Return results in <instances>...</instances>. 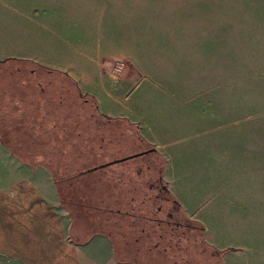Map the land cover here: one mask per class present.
Here are the masks:
<instances>
[{
    "label": "rangeland",
    "instance_id": "1",
    "mask_svg": "<svg viewBox=\"0 0 264 264\" xmlns=\"http://www.w3.org/2000/svg\"><path fill=\"white\" fill-rule=\"evenodd\" d=\"M13 1L16 7H20L17 4L19 0ZM27 1L29 10L31 4L30 0ZM147 2L148 6L144 5V10H141L142 5L134 10L143 19L134 21L136 26L124 28L130 32L125 35L131 37L132 42L140 48L153 46L156 47L155 51L167 44L169 52L175 51L185 43L181 52L178 51L182 61L180 68L175 70L171 62L164 60L170 65H160L158 71L171 78H153L156 88L148 83L150 80H145L137 90L138 103L130 102L129 106H132L134 117L137 115L139 119V128L136 125L130 127L124 121L103 128L112 135L113 140L110 144L108 141L105 143L107 150L101 159L74 175L81 164L80 159H71L70 164H65L59 173L54 168L55 175L62 181V205L70 210L77 233L81 230V224H85L90 231L88 237L94 233L111 237L116 243L120 261L132 264H225V254L238 253L239 249H216L209 243V235L201 221L192 220L195 226L202 224L203 230L182 229L172 234L168 229L170 226H162L152 233L150 240L141 239V226L137 224L138 219L131 216V206L143 204L141 201L148 193V186L144 179L146 171L142 168L154 156L148 154L88 171L110 161L146 152L153 145L140 142L144 137L160 140L166 144L159 150L165 158L158 152L154 158L158 156L165 161L158 160L154 167L164 168L165 162L166 170L170 166L169 175L164 173V179L171 194L179 195V187L198 191V196L194 195L198 201L195 205H199L196 206V211H199L197 217L206 220L210 228L212 222L217 233L227 235L224 238L241 237L244 234L242 200L250 199V188H264V0ZM142 12H145L144 15ZM14 14L0 0V57L4 53L11 54L13 47L26 48L32 52H36L34 50H37L38 45L46 47L52 38L46 39L37 29L33 30L29 21L27 25L25 20ZM147 25L148 28H145ZM178 30L181 32L178 33ZM16 73V68H0V106L10 101L11 111H7L11 114L23 112L14 111V104L24 108V102L33 96V85L36 83V76L32 79L24 71ZM39 78L40 84L46 80L47 84L43 88L47 91L49 83H56L58 88L69 87L62 78ZM141 80L138 75L132 84ZM147 88L149 93L146 92ZM41 95L38 98L42 105V97L46 94ZM54 105L53 100L50 107ZM90 109L92 115L95 108L91 105ZM41 113L50 116L48 110ZM48 118L51 120V117ZM12 120L16 132L5 133L9 139L11 135L21 136L25 138L24 141L37 143L41 147L43 141L39 140L40 135L27 131L34 125L18 124L20 117ZM228 125L234 126L235 132L234 144L231 135L229 138L230 156L227 159L223 158L226 147L222 144L227 139L224 134L226 131L222 130H226L224 126ZM38 128L43 130L51 127L49 124ZM17 151L23 156L27 155L26 149ZM70 174L73 176L71 180H64ZM133 196L136 199H132ZM215 200L214 214L211 206ZM146 203L148 207L151 206V202ZM182 210L189 218V213L184 208ZM159 218H167L166 213L159 214ZM151 227L150 222L148 228ZM138 239L145 242L141 243ZM254 261L264 264V255H257ZM234 264H243V260Z\"/></svg>",
    "mask_w": 264,
    "mask_h": 264
},
{
    "label": "crops",
    "instance_id": "2",
    "mask_svg": "<svg viewBox=\"0 0 264 264\" xmlns=\"http://www.w3.org/2000/svg\"><path fill=\"white\" fill-rule=\"evenodd\" d=\"M28 2L19 0L20 7H16L15 1L3 0L14 15L20 16L27 25L29 21L33 30L37 29L46 39H52L46 47L38 45L36 52L13 47L11 54L4 53L0 57V68H16V74L24 71L32 79L36 76L33 96L23 101L25 107L14 104V111L23 112L11 114L10 101L8 106L6 102L0 106V134L4 135H0V264H132L118 259L116 243L111 237L101 233L88 237L90 231L85 224H81L80 232L75 231L70 210L62 205V181L55 175L54 168L59 173L71 159H80L74 175L98 160L91 162V98L97 102L93 114L127 120L138 127L139 119L137 115L134 117L129 103H138L137 90L145 80H150L148 83L156 88L153 78H171L161 75L158 67L171 62L173 69H179L180 52L185 43L175 51L169 52L168 44L155 51L153 46L140 48L125 35L130 32L124 28L136 26L133 22L143 19L134 10L140 5L144 10L147 0H30L29 10ZM138 75L142 80L132 84ZM39 76L62 78L69 87L58 88L56 83H49L47 91L43 88L46 80L40 84ZM146 92L149 93L148 88ZM41 93L46 94L41 95L42 105L38 98ZM53 100L55 105L50 107ZM215 100L218 101L217 96ZM212 106L211 94V111ZM40 109L50 111L51 120ZM17 117L21 119L20 125H34L27 131L40 135L41 147L24 141L21 136L11 135L9 139L5 135L16 132L12 119ZM49 124L51 128H38ZM224 127L226 130L222 132L226 131L227 140L222 144L226 147L223 158L228 159L229 138L231 135L234 144L235 127ZM144 138L161 155L159 150L166 144ZM231 147L233 154V145ZM20 148L27 150L26 156L17 151ZM48 164L53 169L46 167ZM169 172L170 166L165 174ZM71 177L70 174L64 180H71ZM248 178L251 179V175L248 174ZM179 189L180 194H175L178 198L175 199L191 220L201 221L205 226L209 243L220 251L239 249L238 253L225 254V264H234L240 259L243 264H256V256L264 255V188L248 190L250 199L242 200L244 234L233 239L224 238L227 235L217 233L212 222L210 228L206 220L197 217L199 205H195L198 201L194 195L198 196V191ZM215 205L216 200L211 206L214 214Z\"/></svg>",
    "mask_w": 264,
    "mask_h": 264
},
{
    "label": "flooded vegetation",
    "instance_id": "3",
    "mask_svg": "<svg viewBox=\"0 0 264 264\" xmlns=\"http://www.w3.org/2000/svg\"><path fill=\"white\" fill-rule=\"evenodd\" d=\"M152 149L148 148L146 149V152H144L145 155H151L156 157V151H152ZM148 152V153H147ZM159 155V154H158ZM161 156V155H160ZM152 158L148 163H144L142 168L143 170L145 169L146 173H145V185L148 186V193L146 195H144L143 200L141 202H143V204L135 206L132 205L131 206V210H133V212L131 213V216L135 217L136 220L138 219L137 224L139 223V226H141V239H149L152 236V233H154L157 229H161L164 226H170V228L168 227L169 231L174 234L178 233V230H182V229H186L187 231L190 229H198L197 226L194 225V223L192 222L191 219H189L187 216H185V214L182 212V207L181 205L178 203V201L174 198V196L171 194V192L168 190V184L167 182L164 180V173H165V169H166V162H165V167L164 168H156L154 167V164L158 161V160H162L165 161L164 158H160L157 156V158ZM162 157V156H161ZM139 192H136L135 194H138ZM133 199H136V197L133 196ZM146 201L151 202V206L149 205L148 207V203H146ZM166 204V208H164ZM155 206H157L155 208ZM155 208V210H153ZM141 211L145 212L141 214ZM130 213V212H128ZM161 213H166L167 218H159V214ZM182 214V215H180ZM144 215L146 217H144ZM148 220L151 222V229L148 228V224L150 222H148ZM140 221V222H139ZM146 221V222H145ZM135 222V223H136ZM174 225V227L172 228L171 225ZM163 226V227H162ZM183 233H186L183 232ZM162 238V237H161ZM141 239H138V241H142ZM144 241H142L141 243H144Z\"/></svg>",
    "mask_w": 264,
    "mask_h": 264
},
{
    "label": "trees",
    "instance_id": "4",
    "mask_svg": "<svg viewBox=\"0 0 264 264\" xmlns=\"http://www.w3.org/2000/svg\"><path fill=\"white\" fill-rule=\"evenodd\" d=\"M85 98L87 99L88 97L85 96ZM90 100H91L90 102H91L92 106H94V108L97 109L96 100H94V98H91ZM99 115H95V114L91 115V121H90V123H91V129H90V132H91V151H92L91 160L101 159L102 156H104L105 150H107L106 149L107 146H104L105 143L108 141V144H110L112 142L111 140H113L112 135H109V133L106 132V130H105L106 127H110L112 125L114 126L115 123H117L118 121H124L127 124L129 123L127 120H113L111 118L99 116ZM128 125L134 126L133 124H130V123ZM135 127H137V125ZM103 128H105V129L103 130ZM0 135L4 137L3 133ZM100 141H102V142H100ZM140 142H145V141L140 140ZM150 149H153V148H150ZM11 151H14V150L12 149ZM156 153H157V151H156ZM46 167H48L49 169H53V166L49 165V164L46 165ZM197 227L199 229L203 230L202 224H197Z\"/></svg>",
    "mask_w": 264,
    "mask_h": 264
},
{
    "label": "water",
    "instance_id": "5",
    "mask_svg": "<svg viewBox=\"0 0 264 264\" xmlns=\"http://www.w3.org/2000/svg\"><path fill=\"white\" fill-rule=\"evenodd\" d=\"M152 151H156V149H152L151 150V152ZM148 153V152H147ZM145 153H139V154H136V155H132V156H129V157H126V158H123V159H119V160H116V161H113V162H111V163H108V164H106V165H102V166H100V167H98V168H94V169H92V170H90V171H95V170H98V169H101V168H105V167H107V166H110V165H114V164H117V163H122V162H124V161H127V160H130V159H135V158H138V157H141V156H143Z\"/></svg>",
    "mask_w": 264,
    "mask_h": 264
}]
</instances>
